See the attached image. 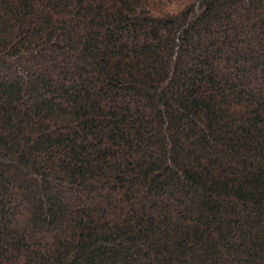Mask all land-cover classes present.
Instances as JSON below:
<instances>
[{
    "label": "trees",
    "instance_id": "16d2710c",
    "mask_svg": "<svg viewBox=\"0 0 264 264\" xmlns=\"http://www.w3.org/2000/svg\"><path fill=\"white\" fill-rule=\"evenodd\" d=\"M0 264H264V0H0Z\"/></svg>",
    "mask_w": 264,
    "mask_h": 264
}]
</instances>
